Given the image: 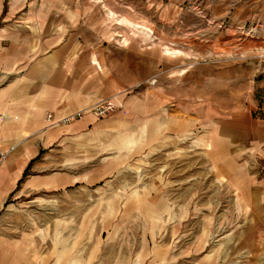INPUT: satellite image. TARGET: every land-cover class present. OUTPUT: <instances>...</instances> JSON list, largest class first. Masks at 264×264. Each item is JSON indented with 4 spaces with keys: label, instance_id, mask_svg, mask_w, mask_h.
I'll use <instances>...</instances> for the list:
<instances>
[{
    "label": "rangeland",
    "instance_id": "obj_1",
    "mask_svg": "<svg viewBox=\"0 0 264 264\" xmlns=\"http://www.w3.org/2000/svg\"><path fill=\"white\" fill-rule=\"evenodd\" d=\"M84 1L91 4L87 7L100 8L102 28L131 31L141 46H159L164 61L198 69L210 61L247 57L264 65L258 0ZM157 85L154 78L128 94L146 87L155 92ZM257 97L264 101L262 91ZM117 111L94 116L109 120ZM141 120L140 115L124 113L116 126L122 136L109 139L108 133L101 134L108 143H119L126 133L133 145L126 148L83 149L90 136L72 138L64 132V168H52L53 177L64 171V187L25 190L23 184L0 207V264L262 263L254 261L246 240L258 223L251 207L252 183L255 199L264 198L258 193L264 189V161L244 165L242 178L234 181L231 177L241 165L209 163L199 147L194 160L188 157L189 149L166 146L162 152L134 146L148 128ZM156 127L150 124L149 129L156 134ZM250 172L254 177L248 186ZM228 173L231 177L225 179ZM183 205L196 211L184 212ZM175 214L181 216L179 227H174L180 223L174 221Z\"/></svg>",
    "mask_w": 264,
    "mask_h": 264
},
{
    "label": "crops",
    "instance_id": "obj_2",
    "mask_svg": "<svg viewBox=\"0 0 264 264\" xmlns=\"http://www.w3.org/2000/svg\"><path fill=\"white\" fill-rule=\"evenodd\" d=\"M258 2V27L264 31V0ZM88 4L0 0V207L23 184L25 190L64 187L63 170L52 176L54 164L64 168V132L72 138L90 136L83 149L128 147L126 133L119 143L113 139L108 143V137L101 135L122 136L117 124L124 113L140 115L142 124L148 125L134 146L162 152L166 146L189 149L188 157L194 160L199 147L209 163L242 166L225 179L238 180L244 165L264 161V101L257 97L259 91L264 95V65L257 58H225L198 69L195 64L164 61L159 46H141L131 31L102 28L100 8ZM154 78L158 79L155 92L146 87L128 94ZM107 100L121 109L109 120L96 118L91 108ZM81 111L83 117L68 127L60 124ZM154 123L156 134L149 129ZM199 129L202 135L196 139ZM1 155L7 156L1 159ZM253 177L250 172L248 186ZM251 186V207L258 223L246 246L254 261L264 264V214L257 216L264 213V198L255 199V184ZM239 189L242 195L245 183ZM258 193L264 197V189ZM182 210L196 211V207L183 205ZM176 212H181L180 205ZM174 221L180 222L174 227L181 225L180 214Z\"/></svg>",
    "mask_w": 264,
    "mask_h": 264
},
{
    "label": "built area",
    "instance_id": "obj_3",
    "mask_svg": "<svg viewBox=\"0 0 264 264\" xmlns=\"http://www.w3.org/2000/svg\"><path fill=\"white\" fill-rule=\"evenodd\" d=\"M118 109H121V106H119L117 103H115L112 100H107L91 108L90 111L96 117L103 118V117L110 115L111 113L115 112ZM83 115H84V111L75 113L73 115L65 117L62 121H60V124L67 125V124L73 123L76 120L82 118ZM49 118H52V117L49 116ZM1 119H2V115L0 114V120ZM5 156L6 155H1V158L4 159L6 158Z\"/></svg>",
    "mask_w": 264,
    "mask_h": 264
},
{
    "label": "trees",
    "instance_id": "obj_4",
    "mask_svg": "<svg viewBox=\"0 0 264 264\" xmlns=\"http://www.w3.org/2000/svg\"><path fill=\"white\" fill-rule=\"evenodd\" d=\"M29 174V170L25 173V175H24V178L23 179H25L26 177H27V175ZM23 179H22V181H20V183L19 184H21L22 182H23Z\"/></svg>",
    "mask_w": 264,
    "mask_h": 264
}]
</instances>
